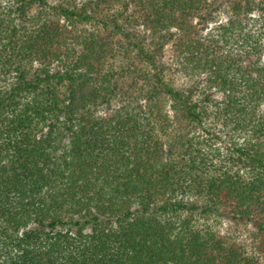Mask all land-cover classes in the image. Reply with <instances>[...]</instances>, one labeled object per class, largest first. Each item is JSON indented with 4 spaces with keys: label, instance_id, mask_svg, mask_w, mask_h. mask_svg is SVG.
<instances>
[{
    "label": "trees",
    "instance_id": "16d2710c",
    "mask_svg": "<svg viewBox=\"0 0 264 264\" xmlns=\"http://www.w3.org/2000/svg\"><path fill=\"white\" fill-rule=\"evenodd\" d=\"M0 264H264V0H0Z\"/></svg>",
    "mask_w": 264,
    "mask_h": 264
},
{
    "label": "rangeland",
    "instance_id": "374dc122",
    "mask_svg": "<svg viewBox=\"0 0 264 264\" xmlns=\"http://www.w3.org/2000/svg\"><path fill=\"white\" fill-rule=\"evenodd\" d=\"M222 18V17H221ZM222 20V19H220ZM211 27L209 26V28H207V30H205L204 32L207 33V31L210 29ZM172 51L170 49V46H168L167 51L165 52V59L167 61H172ZM176 79H181L180 77L176 76ZM217 228H218V232L220 233V235H222L223 237L226 236L227 238H234L236 239V241L241 242L242 244H244L249 250L251 248V244H252V239L250 236V233L247 229H245L244 227L241 226H234L233 223L227 219H220L218 220L217 223Z\"/></svg>",
    "mask_w": 264,
    "mask_h": 264
}]
</instances>
